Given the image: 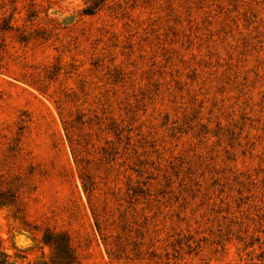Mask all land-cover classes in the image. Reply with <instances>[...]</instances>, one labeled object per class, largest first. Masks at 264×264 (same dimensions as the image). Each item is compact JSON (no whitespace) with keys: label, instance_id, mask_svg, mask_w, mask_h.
Wrapping results in <instances>:
<instances>
[{"label":"rangeland","instance_id":"1","mask_svg":"<svg viewBox=\"0 0 264 264\" xmlns=\"http://www.w3.org/2000/svg\"><path fill=\"white\" fill-rule=\"evenodd\" d=\"M91 1L0 0V264H264V0Z\"/></svg>","mask_w":264,"mask_h":264},{"label":"trees","instance_id":"2","mask_svg":"<svg viewBox=\"0 0 264 264\" xmlns=\"http://www.w3.org/2000/svg\"><path fill=\"white\" fill-rule=\"evenodd\" d=\"M104 0H92L89 5H87L83 9V13L87 15H92L94 14L102 5ZM86 186V183H85ZM61 234H57L53 231L47 232L43 238V241L46 244H50L51 246L54 247L55 250H58V254H62L61 252L64 253L63 256L57 255L56 257L54 256L52 263L51 264H71L70 257H73L71 254L70 250V244L68 239H66L65 236H61ZM57 259V260H56ZM42 264H49L46 261H44Z\"/></svg>","mask_w":264,"mask_h":264}]
</instances>
